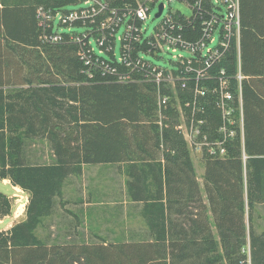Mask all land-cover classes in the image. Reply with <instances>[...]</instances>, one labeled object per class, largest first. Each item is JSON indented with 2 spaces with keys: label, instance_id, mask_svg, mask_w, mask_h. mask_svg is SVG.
I'll return each mask as SVG.
<instances>
[{
  "label": "trees",
  "instance_id": "16d2710c",
  "mask_svg": "<svg viewBox=\"0 0 264 264\" xmlns=\"http://www.w3.org/2000/svg\"><path fill=\"white\" fill-rule=\"evenodd\" d=\"M72 2L0 0V180L28 196L25 218L0 231V264H246V241L250 264H264V232L247 235L245 223L255 200L264 203V0H240L239 46L219 66L230 78L236 118L241 96L243 136L223 158L203 155L202 190L174 122L157 125L154 86L116 83L97 71L88 78L69 37L40 40L36 8ZM205 109L214 129L219 112L214 103ZM35 140L46 141L51 164H29ZM120 164L128 167V199L141 207L144 240L59 244L37 235L65 178L83 165ZM12 209L0 192V219Z\"/></svg>",
  "mask_w": 264,
  "mask_h": 264
},
{
  "label": "built area",
  "instance_id": "2783aa9c",
  "mask_svg": "<svg viewBox=\"0 0 264 264\" xmlns=\"http://www.w3.org/2000/svg\"><path fill=\"white\" fill-rule=\"evenodd\" d=\"M172 3L180 4L189 13H182L180 8L171 9ZM68 5L78 8L65 10ZM68 5L36 8L39 38L54 45L69 37L78 46V59L88 78H93L97 71L116 83L154 86L157 125L160 129L166 126L165 112L173 107L180 119L175 129L190 150L223 158L228 143L238 132L242 139L241 96L238 92L240 117L236 118L230 78L219 66L231 47L239 46L240 0H73ZM160 6L161 14L156 17ZM152 13L160 21L147 35L144 22ZM57 28L66 29V33H59ZM120 30L122 35L117 38ZM117 41L119 56L114 53ZM168 51L175 55L166 67L156 66L147 59H157L160 52ZM236 79L240 82V74ZM211 103L220 115L214 129H210L211 121L205 109ZM249 261L250 256L248 264Z\"/></svg>",
  "mask_w": 264,
  "mask_h": 264
},
{
  "label": "rangeland",
  "instance_id": "374dc122",
  "mask_svg": "<svg viewBox=\"0 0 264 264\" xmlns=\"http://www.w3.org/2000/svg\"><path fill=\"white\" fill-rule=\"evenodd\" d=\"M77 8L78 5H68L64 7L65 10H74ZM179 8L182 13H189L188 10L182 7L180 4H171V9ZM153 16L154 14L152 13L149 20L144 22V28L147 30V35L156 29L160 21L158 18L154 19ZM57 29L59 33H66V29ZM75 31L81 33L82 30L76 28ZM121 35L122 30L118 31L116 34L117 38H119ZM116 43L117 44L115 46L114 53L116 56H119L120 42L117 41ZM93 47L95 53H97L98 50L94 44ZM173 55L175 54L169 51L167 53L160 52L157 59H147L152 61L156 66L166 67L168 61L172 60ZM170 108L173 107H169L166 114V120H168V124L170 121L174 122L175 129V126L180 122V119L178 116L175 118V115L173 114L174 112L170 111ZM169 111L171 112L170 114ZM29 144H34V148L36 150H42L45 149L44 147H47L43 141L39 142V140L29 142ZM27 150L29 152V148H27ZM190 151L191 160L194 165L196 176L199 179V186L202 190L201 178L203 174L204 154H202L200 151ZM123 180L124 178L122 176V172L117 171L116 173V170L113 167L105 165L85 167L82 173L78 176V185L74 187L76 190L70 193L71 200L75 199L78 200V202H65L63 205H61V202H59V205L62 206V210H64L66 213L69 212V216H71L73 213L76 214L77 218L76 220L74 219L77 223L75 232H71V230L65 233L55 232V236L50 239V241L59 244H63L65 242L84 243L85 240L81 234L88 229L91 231H88L90 235V244H109L116 243V241L124 242L130 240H144L146 235V227L141 217V207L130 203L129 199L127 198L123 199V196H121V194L124 193L123 189H121L123 186ZM0 192L6 195H17L12 199V211L15 215H20L23 210L22 204L24 203L20 197L23 196V193H21L19 190L12 191L9 187L2 186H0ZM15 200L20 201L15 203ZM73 206L76 208H73ZM70 209L74 211L71 213L69 211ZM71 219H73V217ZM245 223L247 235L249 232H251V230H253V232L257 235L264 232V203H258L255 200L253 210L251 212L248 211V213L245 214ZM42 234L43 233L39 232L37 235L41 236ZM247 239L249 240V238ZM250 251L251 248L249 247V241H246V245L240 249L241 254L245 256L246 264H248L247 259H249Z\"/></svg>",
  "mask_w": 264,
  "mask_h": 264
},
{
  "label": "crops",
  "instance_id": "0c3cea01",
  "mask_svg": "<svg viewBox=\"0 0 264 264\" xmlns=\"http://www.w3.org/2000/svg\"><path fill=\"white\" fill-rule=\"evenodd\" d=\"M42 141L47 145L46 141H44V140H42ZM34 147H35L34 144H31V145L29 144V148H30L29 149V164L30 163L31 164L32 163H34V164L38 163V164L49 165L52 163L53 155H52L51 150H49V148H47L48 145H47V147H44L45 149H42V150H40V149L36 150ZM93 166H98V165H83L82 171L85 167H93ZM109 167H113L116 170V173H117V171L122 172V176H123L124 180H123V186L121 187V189H123L124 193L121 194V196H123V199H126V198L128 199L127 192H126V181L128 180V176H127V168L128 167H127V165L126 164L110 165ZM82 171H81V173H82ZM202 172H204V167H203ZM79 175L74 176L72 174V175H70L64 179L63 187H62V195H61L60 199L59 198L55 199V205H54L52 213L49 216L44 217L41 220V223L39 224V226L36 229L37 234L39 232L43 233V234H46L48 232L51 235L50 239H52L55 236L54 235L55 232L65 233V232L70 231V230H71V232H75V228L77 226V223L75 221L77 218L76 214H74V213L71 214V216L73 217V219H71L72 217L68 215L69 212L66 213L64 210H62L61 205H63V203H65V202H72V203L78 202V200H75V199L71 200V197H70L71 194L70 193L72 191L76 190V188H74V187L78 185L77 179H78ZM202 176H203V174H202ZM197 181H198L197 183H199L198 177H197ZM201 182H202V178H201ZM0 186L9 187L10 190H12V191H18L19 190L21 193H23V196L20 197L24 201V203L22 204V206H23L22 213L20 215H15L14 213H12L10 216H6V218L4 217L3 219H0V231H7L13 226V224H15V223L19 222V220L21 221L25 218L24 211H25V206L28 202V196L22 190H20L18 187L11 186L9 180H0ZM6 196L12 202V199L17 195H15V194L10 195L9 194ZM77 196H78V194H77ZM17 201L18 200H15V203H17ZM59 202H61V205H59ZM73 208H76V207L73 206ZM69 211L72 213V211H74V210L70 209ZM88 231H90V230L88 229L87 231L82 232V234H81V235H83V239L85 240V242H84L85 244H90V242H89L90 241L89 240L90 235H89Z\"/></svg>",
  "mask_w": 264,
  "mask_h": 264
},
{
  "label": "water",
  "instance_id": "95a60500",
  "mask_svg": "<svg viewBox=\"0 0 264 264\" xmlns=\"http://www.w3.org/2000/svg\"><path fill=\"white\" fill-rule=\"evenodd\" d=\"M161 11H162V6L159 7V11H158V13L155 16L159 17V15L161 14Z\"/></svg>",
  "mask_w": 264,
  "mask_h": 264
},
{
  "label": "bare ground",
  "instance_id": "6f19581e",
  "mask_svg": "<svg viewBox=\"0 0 264 264\" xmlns=\"http://www.w3.org/2000/svg\"><path fill=\"white\" fill-rule=\"evenodd\" d=\"M9 216V215H8Z\"/></svg>",
  "mask_w": 264,
  "mask_h": 264
}]
</instances>
